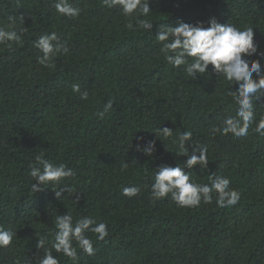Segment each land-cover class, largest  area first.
Wrapping results in <instances>:
<instances>
[{
	"label": "trees",
	"instance_id": "obj_1",
	"mask_svg": "<svg viewBox=\"0 0 264 264\" xmlns=\"http://www.w3.org/2000/svg\"><path fill=\"white\" fill-rule=\"evenodd\" d=\"M69 2L81 8L78 17L58 16L53 0H0V25L27 27L22 45H0V225L17 233L0 249V264H28L36 234L54 231V218L67 211L74 220L105 222L109 235L96 241L89 233L94 254L77 249V260L61 255L60 264H264V137L251 129L239 139L211 133L234 114L229 85L214 74L192 80L183 67L169 65L155 43L158 25L129 30L118 9L101 0ZM150 9L156 23L216 17L252 27L264 50V0H152ZM51 32L67 41L69 52L46 68L32 41ZM74 84L88 91V100L72 91ZM109 99L113 109L101 119ZM160 127L174 135L191 131L193 144L208 145V170L196 166L191 175L201 184L210 183L211 173L229 178L240 201L221 208L213 193L212 203L197 208H178L170 196L152 202L154 169L187 158L170 140L156 139L152 132ZM137 137L156 139L153 157L135 151L142 144ZM42 152L76 173L62 182L75 190L62 200L51 186L31 191L30 165ZM132 185L141 188L138 196L120 194Z\"/></svg>",
	"mask_w": 264,
	"mask_h": 264
},
{
	"label": "clouds",
	"instance_id": "obj_2",
	"mask_svg": "<svg viewBox=\"0 0 264 264\" xmlns=\"http://www.w3.org/2000/svg\"><path fill=\"white\" fill-rule=\"evenodd\" d=\"M152 0H101V4L108 10L118 9L127 20L125 27L129 30H144L151 32L154 25H158L155 43L159 45V53L173 68L183 67L184 73L192 80L206 77L207 74L221 78L229 85V92L234 106V114L226 115L219 126L211 129L215 135L231 136L239 139L249 135V130L258 137H264V71L261 60H264V50L254 42L252 27L243 29L232 23H220L216 17L207 21L198 20L194 23L177 20L174 25L154 22L148 17L154 12L150 9ZM52 7L60 17L75 18L81 13V8L74 6L69 0H53ZM135 21V24L133 23ZM24 23V18L21 17ZM27 33V27L17 30L15 23L0 25V45L13 49V43L22 45V36ZM37 52V63L46 68L55 67V59L69 52L67 41H62L56 32L38 36L32 41ZM256 59H250L251 57ZM211 66V70H209ZM255 74V78H254ZM74 93H79L81 100H88L87 90L80 86H72ZM114 101L109 99L104 104L98 116L103 119L105 114L113 109ZM156 139L170 140L181 156L187 157L182 164H162L154 169V176L150 184L149 196L152 202L170 196L178 208H197L203 202L212 203L213 193L218 207L236 205L241 193L230 188V179L223 176L209 174L210 183L201 184L191 175L194 168L199 166L200 172L208 170V152L206 144L192 143L193 133L185 130L174 135L173 129L160 127L154 132ZM135 151L147 157H153L156 151V139L146 140L137 137ZM143 145V146H142ZM191 147V152H189ZM128 168L124 163L121 170ZM188 171H185V170ZM76 173L64 163H53L46 159L44 153L34 157V164L30 165L29 176L32 179L31 191L43 192L51 186L57 200L73 193L74 188L63 181L74 178ZM141 188L136 185L125 186L121 195L132 198L138 196ZM77 194V193H76ZM77 195L74 202L78 203ZM54 231L44 235L36 234V253L28 264H60V257H67L75 261L78 258L77 249L88 256L94 254L93 240L88 235L94 234L96 241H104L109 235L108 225L92 216H81L74 220L70 211L57 215L53 221ZM17 235L10 228L0 225V249L8 248ZM51 236V239L49 237ZM50 245V246H49ZM42 251V255L40 254ZM56 253L57 255H54Z\"/></svg>",
	"mask_w": 264,
	"mask_h": 264
}]
</instances>
